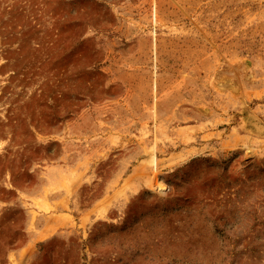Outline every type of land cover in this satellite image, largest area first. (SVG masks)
Returning a JSON list of instances; mask_svg holds the SVG:
<instances>
[{"label":"rangeland","instance_id":"1","mask_svg":"<svg viewBox=\"0 0 264 264\" xmlns=\"http://www.w3.org/2000/svg\"><path fill=\"white\" fill-rule=\"evenodd\" d=\"M0 264H264V0H0Z\"/></svg>","mask_w":264,"mask_h":264}]
</instances>
